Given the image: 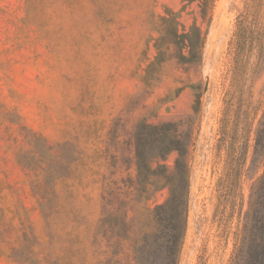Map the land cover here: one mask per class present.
I'll return each mask as SVG.
<instances>
[{
    "label": "rangeland",
    "instance_id": "374dc122",
    "mask_svg": "<svg viewBox=\"0 0 264 264\" xmlns=\"http://www.w3.org/2000/svg\"><path fill=\"white\" fill-rule=\"evenodd\" d=\"M167 7L179 10L182 0H0V264L107 257L96 243L102 195L132 171L120 162L111 174V155H129L143 118L192 134L179 264H231L264 160L252 164L251 147L241 187L229 183L224 129L241 116V135L263 114L264 0H217L202 66L185 71L171 59L145 79ZM196 8L183 13L188 24ZM41 138L53 161H69L67 176L36 167ZM176 156L164 162L172 168ZM166 197L160 191L149 204Z\"/></svg>",
    "mask_w": 264,
    "mask_h": 264
},
{
    "label": "trees",
    "instance_id": "16d2710c",
    "mask_svg": "<svg viewBox=\"0 0 264 264\" xmlns=\"http://www.w3.org/2000/svg\"><path fill=\"white\" fill-rule=\"evenodd\" d=\"M216 1L182 0L179 10L165 8L153 43L156 54L146 68L145 79L171 59L185 71L202 66ZM193 4L197 8L188 24L183 13ZM195 104L193 110L198 112L200 97ZM240 122L241 116H235L231 130L227 121L224 129L228 182H235L239 188L250 148L253 147L252 164L264 160V109L253 130L252 122H246L239 135ZM118 126L117 121L111 131L113 138L118 135ZM180 126L177 122L153 124L143 118L135 126L129 155H111V174L120 162L132 171L120 182L112 181L102 195L96 243L106 248L107 257L100 264L180 263L189 216L192 144V134H184ZM43 142L41 138L34 144L35 165L49 164L51 177L67 176L69 161H53L54 147ZM173 152L177 156L170 168L164 161ZM39 165L36 167H42ZM163 190L167 191L165 200L151 206L149 202ZM241 218L231 264H264V166L250 187L248 208Z\"/></svg>",
    "mask_w": 264,
    "mask_h": 264
}]
</instances>
